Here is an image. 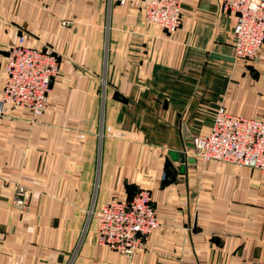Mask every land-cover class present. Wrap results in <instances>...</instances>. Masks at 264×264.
<instances>
[{
  "label": "crops",
  "instance_id": "crops-1",
  "mask_svg": "<svg viewBox=\"0 0 264 264\" xmlns=\"http://www.w3.org/2000/svg\"><path fill=\"white\" fill-rule=\"evenodd\" d=\"M235 23L215 0H183L174 34L119 0H0V96L21 38L59 60L40 116L0 117V264H264V171L192 156L219 107L264 119V44L235 58ZM139 190L144 248L99 245L90 211Z\"/></svg>",
  "mask_w": 264,
  "mask_h": 264
},
{
  "label": "built area",
  "instance_id": "built-area-1",
  "mask_svg": "<svg viewBox=\"0 0 264 264\" xmlns=\"http://www.w3.org/2000/svg\"><path fill=\"white\" fill-rule=\"evenodd\" d=\"M182 1L119 0V3H130L137 8L150 28L174 34L180 24ZM215 3L219 12L236 18L234 57L252 60L264 44V0H215ZM170 5L173 16L169 17ZM58 66V57L51 48L28 47L22 38L10 47L0 96V116H8L11 110L19 108L29 110L34 117L41 115L48 106ZM263 144L264 119L232 115L223 107L217 109L210 132L191 139L192 156L198 161L226 162L260 171H264ZM21 201L17 194L14 203L23 211ZM91 215L97 223V243L124 256L141 251L147 237L159 226L146 190H139L127 200H111L97 212L90 211Z\"/></svg>",
  "mask_w": 264,
  "mask_h": 264
},
{
  "label": "rangeland",
  "instance_id": "rangeland-1",
  "mask_svg": "<svg viewBox=\"0 0 264 264\" xmlns=\"http://www.w3.org/2000/svg\"><path fill=\"white\" fill-rule=\"evenodd\" d=\"M51 93V92H50ZM49 97H50V94H49ZM22 109H25V108H22ZM27 110V109H26ZM29 111V110H28ZM30 112V111H29ZM31 114V113H30ZM32 115V114H31ZM33 116V115H32ZM40 116V115H38ZM0 117H4V116H0ZM36 117V116H35ZM232 164V163H231ZM235 165V164H234ZM237 166V165H236ZM240 167V166H239ZM22 189H19L17 191V194L19 195V197L22 199L21 203L24 205V208L26 209L28 204H29V200H28V194L23 190V192L25 193L24 196H23V192L21 191ZM121 201V200H120ZM15 207H16V204H15ZM17 208V207H16ZM18 209V208H17ZM20 210V209H19ZM24 211V210H23Z\"/></svg>",
  "mask_w": 264,
  "mask_h": 264
},
{
  "label": "bare ground",
  "instance_id": "bare-ground-1",
  "mask_svg": "<svg viewBox=\"0 0 264 264\" xmlns=\"http://www.w3.org/2000/svg\"><path fill=\"white\" fill-rule=\"evenodd\" d=\"M170 16H173V12H172V8H171V5H170V10H169V17ZM247 135H248V133H247ZM262 148V150H264V144L261 146ZM260 153V152H259ZM256 154H254V156H255ZM250 158L252 157V156H249Z\"/></svg>",
  "mask_w": 264,
  "mask_h": 264
}]
</instances>
